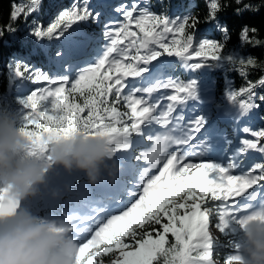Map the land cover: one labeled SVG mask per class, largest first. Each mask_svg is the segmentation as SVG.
I'll list each match as a JSON object with an SVG mask.
<instances>
[{
    "label": "snow or ice",
    "instance_id": "obj_1",
    "mask_svg": "<svg viewBox=\"0 0 264 264\" xmlns=\"http://www.w3.org/2000/svg\"><path fill=\"white\" fill-rule=\"evenodd\" d=\"M207 4L203 23L221 39L198 33L202 21L192 12L195 4L169 0L54 3L47 24L41 20L43 0H26L12 5L10 23L0 27V41L5 33L19 39L17 32H24L25 43L29 37L58 41L55 48L42 46L56 72L34 67L17 52L5 65L0 115L17 122L29 141L27 154L52 163L50 143L103 136L117 162L114 181L77 188L71 208L58 219L77 241L76 264H103L108 254L112 264H215L213 220L220 233L233 237L225 264H238L241 226L264 221V207L252 204L264 202V127L243 126L246 135L233 146L219 126L221 120L264 123V95L257 92L264 76L238 90L225 82L217 102L211 80L200 72L231 67L246 78L249 67L259 66L239 48L224 51L230 29L217 15L234 4L229 15L248 20L250 13H264V0L259 8L253 0ZM21 19L25 29L14 26ZM256 32L244 23L242 45L261 44L250 36ZM177 63L198 78L175 77ZM27 84L42 86L23 94ZM185 106L199 111L186 114ZM16 205L15 194L0 185V209Z\"/></svg>",
    "mask_w": 264,
    "mask_h": 264
},
{
    "label": "clouds",
    "instance_id": "obj_2",
    "mask_svg": "<svg viewBox=\"0 0 264 264\" xmlns=\"http://www.w3.org/2000/svg\"><path fill=\"white\" fill-rule=\"evenodd\" d=\"M29 141L17 122L0 115V185L17 201L11 210L0 209V264H76L77 241L64 222L33 212L25 202L39 194L55 168L85 174L95 185L118 176L111 147L103 136L78 135L49 144L52 163L27 154ZM243 230L238 264H264V221L251 220Z\"/></svg>",
    "mask_w": 264,
    "mask_h": 264
},
{
    "label": "trees",
    "instance_id": "obj_3",
    "mask_svg": "<svg viewBox=\"0 0 264 264\" xmlns=\"http://www.w3.org/2000/svg\"><path fill=\"white\" fill-rule=\"evenodd\" d=\"M122 1V0H120ZM46 8L45 14L41 16V20L44 24H47V21L51 17V15L56 11L55 8L49 7L54 3H61L66 6H70L74 0H43ZM95 2V1H94ZM154 2V0H152ZM170 3H192L195 4V8L192 9L194 15L198 16L202 23L198 26V33L202 35H207L209 37H215L217 39H221L220 34L218 32H213L210 27L203 23L206 19L209 7L207 4V0H169ZM222 3H228L229 0H221ZM256 6L261 7V0H253ZM14 3H26V0H0V27L7 26L10 23V13L12 11V5ZM235 5L232 7L225 8L222 12L218 13L217 18L222 20L223 23L229 25L230 29V39L227 41L225 45V52H228L232 49L239 48L242 55H251L257 61L256 68L249 67L247 69V77L245 78L240 74L239 71L232 70L229 67L227 70L220 68H208V77L210 78L213 85V93H215V97L217 98V102H219L221 87L225 82L230 83L235 89H240L241 87L246 86L247 80H251L253 82L257 81L261 76H264V13L259 14H249L251 17L248 20H241L233 15H229L233 13ZM32 17H29V23L31 22ZM244 23H247L249 27L256 28L257 32L255 34H251L254 40H260L261 44H243L240 40V31L241 27ZM14 26L18 29H25V22L23 19L20 21L14 22ZM95 32L99 33L100 29H94ZM17 36L19 39L12 40L8 37L7 33H5V38L0 41V91L4 90L5 77L8 74V69L6 68V64L8 62L9 55L13 52L21 53L24 55L28 61L34 67H42L44 70L53 72L56 70L55 66L50 64L45 56L42 46L48 45L50 48H55L58 41L53 36L52 38L44 37V38H35L29 37L27 42L25 43L23 40L24 32H17ZM34 50V51H33ZM31 53V54H30ZM187 70L181 67V75L186 76ZM207 78V77H206ZM31 86L32 84H27ZM258 94L264 95V88L257 89ZM84 115V114H82ZM261 116H264V113H260ZM243 125L252 126L255 130H258L261 127H264V123L261 122L260 119H251L247 124L244 123L242 119ZM30 128L34 126H29ZM72 184H76L75 180L70 181ZM42 208L39 206L33 207V212H41ZM215 221L213 220V225ZM218 231V230H217ZM168 239L171 241L173 237L169 234ZM233 237L220 233L218 231V236L216 238L217 245L214 248V257L217 260L225 263V257L229 254L231 249L229 248V241L232 240ZM91 250V249H90ZM113 256L111 254L105 255L102 260L105 264L111 262Z\"/></svg>",
    "mask_w": 264,
    "mask_h": 264
},
{
    "label": "rangeland",
    "instance_id": "obj_4",
    "mask_svg": "<svg viewBox=\"0 0 264 264\" xmlns=\"http://www.w3.org/2000/svg\"><path fill=\"white\" fill-rule=\"evenodd\" d=\"M107 0H98V2H94V0H90V3L92 4H110L111 2H106ZM122 1L119 2V4L121 3ZM111 5H117V4H111ZM66 6V5H65ZM106 11H110V9H106ZM54 14V13H53ZM52 14V15H53ZM52 15L51 17L49 18V20L52 18ZM48 20V21H49ZM47 21V23H48ZM104 45L102 44L101 48L103 47ZM168 59L170 60H177L178 58L176 57H169ZM179 64V63H177ZM56 68V67H55ZM57 69V68H56ZM202 70V69H201ZM56 71V70H55ZM54 71V72H55ZM130 80H132L133 78H129ZM138 79V78H136ZM42 85H39V84H32L31 86L27 85V88L24 90L23 94H27V90H31V89H34V88H39L41 87ZM171 91V90H169ZM198 109H199V106H198ZM195 111H198V110H195ZM241 121V120H240ZM240 121H236L234 123H238ZM237 135L239 134H242V131H237L236 132ZM120 153L117 152L116 155H119ZM253 156L256 157V159H259V154H256V153H253L252 154ZM56 172V178L59 180V182H61V190H64L67 186H68V183H69V179L71 178V176L73 175H76L78 173H82V172H79V171H75V172H72V173H69L67 171H65L63 168H57V171ZM53 171L49 174L50 177H53L52 175ZM111 180V179H110ZM112 181V180H111ZM44 193L48 196L47 192L44 191ZM41 198H40V195L38 194L37 196L35 197H32V198H29L28 199V204L26 205L27 207L31 208V206H33L37 201H39ZM210 232L212 234V236L214 237V241L216 243V238L218 236V231L217 229L215 228V226L213 225V223L210 225ZM215 248V247H214ZM215 254V253H214ZM114 258V257H113ZM113 258L111 260V262H109L108 264H112V261H113ZM215 264H225L223 263L222 261L220 260H217L215 257ZM103 264H105L103 262Z\"/></svg>",
    "mask_w": 264,
    "mask_h": 264
},
{
    "label": "bare ground",
    "instance_id": "obj_5",
    "mask_svg": "<svg viewBox=\"0 0 264 264\" xmlns=\"http://www.w3.org/2000/svg\"><path fill=\"white\" fill-rule=\"evenodd\" d=\"M95 2H98V0H94ZM106 2H111L110 4H119V2H120V0H107ZM103 44V43H102ZM176 66H177V68L176 69H179L181 66H180V64H176ZM175 69V70H176ZM173 75L176 77V75H175V73H173ZM165 91H168V90H165ZM169 92V91H168ZM195 110H198L199 111V109H198V107H196L195 108ZM246 126H248V125H246ZM249 127V126H248ZM251 138V137H250ZM199 162V161H198ZM53 178H49L48 179V183L46 184V185H44V186H41V188H44V187H50L51 185H52V183H53ZM107 180H108V177H107ZM105 184H102V186L101 187H103ZM54 186H56L57 187V184L56 185H54ZM28 204V201H26L25 202V205H27Z\"/></svg>",
    "mask_w": 264,
    "mask_h": 264
}]
</instances>
